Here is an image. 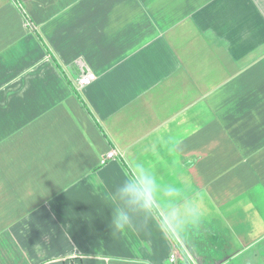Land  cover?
<instances>
[{
	"label": "crops",
	"instance_id": "crops-1",
	"mask_svg": "<svg viewBox=\"0 0 264 264\" xmlns=\"http://www.w3.org/2000/svg\"><path fill=\"white\" fill-rule=\"evenodd\" d=\"M136 162L203 202L187 238L111 230ZM172 254L264 264V0H0V264Z\"/></svg>",
	"mask_w": 264,
	"mask_h": 264
},
{
	"label": "clouds",
	"instance_id": "clouds-1",
	"mask_svg": "<svg viewBox=\"0 0 264 264\" xmlns=\"http://www.w3.org/2000/svg\"><path fill=\"white\" fill-rule=\"evenodd\" d=\"M188 184H162L145 163L136 162L119 188V201L112 209L111 230L124 234L132 227V213L152 218L166 237L182 240L205 216L203 202L191 195Z\"/></svg>",
	"mask_w": 264,
	"mask_h": 264
},
{
	"label": "built area",
	"instance_id": "built-area-1",
	"mask_svg": "<svg viewBox=\"0 0 264 264\" xmlns=\"http://www.w3.org/2000/svg\"><path fill=\"white\" fill-rule=\"evenodd\" d=\"M96 79H97V75L93 71L87 69V67L84 64H82L80 66L79 75L75 79H72L73 80L72 84L74 89L78 93H81L86 86L92 84ZM120 155L121 152L116 147H113L105 153V155L101 160V163L102 164L106 163L108 160L114 159ZM171 260L175 261V255H172ZM68 264H80V263L77 260L73 259L69 261Z\"/></svg>",
	"mask_w": 264,
	"mask_h": 264
},
{
	"label": "trees",
	"instance_id": "trees-1",
	"mask_svg": "<svg viewBox=\"0 0 264 264\" xmlns=\"http://www.w3.org/2000/svg\"><path fill=\"white\" fill-rule=\"evenodd\" d=\"M178 264H189L186 256H181V258H178Z\"/></svg>",
	"mask_w": 264,
	"mask_h": 264
},
{
	"label": "rangeland",
	"instance_id": "rangeland-1",
	"mask_svg": "<svg viewBox=\"0 0 264 264\" xmlns=\"http://www.w3.org/2000/svg\"><path fill=\"white\" fill-rule=\"evenodd\" d=\"M29 24H31L32 25V27H34V24L32 23V22H29ZM103 158V157H102ZM102 160V159H101ZM172 255H175V254H172ZM172 255H171V258H172ZM175 261H176V263L179 261L178 260V258H177V256H175ZM174 261V262H175ZM68 262V261H67ZM69 263V262H68ZM166 264H169V262H166Z\"/></svg>",
	"mask_w": 264,
	"mask_h": 264
}]
</instances>
